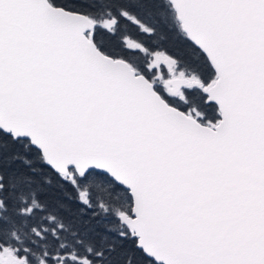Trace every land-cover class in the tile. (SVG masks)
I'll return each instance as SVG.
<instances>
[{
	"label": "snow or ice",
	"instance_id": "obj_1",
	"mask_svg": "<svg viewBox=\"0 0 264 264\" xmlns=\"http://www.w3.org/2000/svg\"><path fill=\"white\" fill-rule=\"evenodd\" d=\"M0 264H264V0H0Z\"/></svg>",
	"mask_w": 264,
	"mask_h": 264
},
{
	"label": "trees",
	"instance_id": "obj_2",
	"mask_svg": "<svg viewBox=\"0 0 264 264\" xmlns=\"http://www.w3.org/2000/svg\"><path fill=\"white\" fill-rule=\"evenodd\" d=\"M129 33H130V34L133 36V38H135V39H141V40L148 41V38H147V37L137 35L135 28H130V29H129Z\"/></svg>",
	"mask_w": 264,
	"mask_h": 264
}]
</instances>
